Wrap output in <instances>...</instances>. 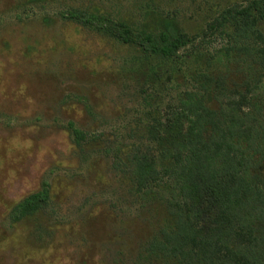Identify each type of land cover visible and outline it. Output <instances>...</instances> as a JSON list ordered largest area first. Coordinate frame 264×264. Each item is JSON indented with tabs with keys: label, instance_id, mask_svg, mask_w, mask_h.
I'll list each match as a JSON object with an SVG mask.
<instances>
[{
	"label": "rangeland",
	"instance_id": "374dc122",
	"mask_svg": "<svg viewBox=\"0 0 264 264\" xmlns=\"http://www.w3.org/2000/svg\"><path fill=\"white\" fill-rule=\"evenodd\" d=\"M29 1L0 0V264H140L168 217L160 202L133 194L120 164L150 145L145 128L175 106L179 89L151 83L130 48L61 14L155 25L145 14L161 10L191 37L216 0ZM69 123L85 136L80 147ZM43 183L48 207L12 223L13 207Z\"/></svg>",
	"mask_w": 264,
	"mask_h": 264
},
{
	"label": "trees",
	"instance_id": "16d2710c",
	"mask_svg": "<svg viewBox=\"0 0 264 264\" xmlns=\"http://www.w3.org/2000/svg\"><path fill=\"white\" fill-rule=\"evenodd\" d=\"M208 12L191 37L161 10L145 14L155 25L89 10L61 14L130 48L151 83L179 89L175 106L145 128L150 145L120 164L133 194L160 202L168 217L140 264H264V0H216ZM67 127L80 147L84 134ZM50 200L43 183L9 220Z\"/></svg>",
	"mask_w": 264,
	"mask_h": 264
}]
</instances>
